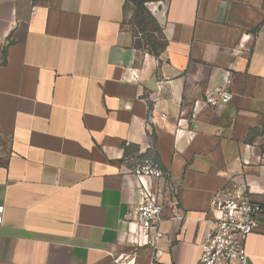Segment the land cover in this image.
I'll use <instances>...</instances> for the list:
<instances>
[{
	"label": "crops",
	"instance_id": "0c3cea01",
	"mask_svg": "<svg viewBox=\"0 0 264 264\" xmlns=\"http://www.w3.org/2000/svg\"><path fill=\"white\" fill-rule=\"evenodd\" d=\"M145 159L184 217L155 248L125 222ZM235 194L264 196V0H0V264H198Z\"/></svg>",
	"mask_w": 264,
	"mask_h": 264
},
{
	"label": "built area",
	"instance_id": "2783aa9c",
	"mask_svg": "<svg viewBox=\"0 0 264 264\" xmlns=\"http://www.w3.org/2000/svg\"><path fill=\"white\" fill-rule=\"evenodd\" d=\"M231 98L232 94L227 90L210 92L205 94L201 101H196L195 107L199 105L216 107L227 103ZM131 173L142 185L143 199L125 222L134 221L139 234L145 239L144 244L155 248L163 237V232L159 228L163 208H169L173 219L181 220L184 217L173 195L163 204L147 188L146 181L159 180L163 177V172L156 162L145 159L137 163ZM212 206L217 212V217L212 230L200 244L198 264H247L244 242L257 226L259 215L264 213V196L261 203H254L247 197L237 194L215 196Z\"/></svg>",
	"mask_w": 264,
	"mask_h": 264
},
{
	"label": "rangeland",
	"instance_id": "374dc122",
	"mask_svg": "<svg viewBox=\"0 0 264 264\" xmlns=\"http://www.w3.org/2000/svg\"><path fill=\"white\" fill-rule=\"evenodd\" d=\"M138 2V1H137ZM139 5V4H138ZM141 9V11H143L142 10V7H139V10ZM143 17H144V19H145V22L150 26V28H155V23H154V20L152 19V18H150L149 16H147V15H145V14H143ZM138 28H140L139 26H138ZM142 29V28H141ZM140 30V29H139ZM142 30H145V29H142ZM144 36H145V38H148L149 40H151V36H154V39H156L157 38V34H150V33H144Z\"/></svg>",
	"mask_w": 264,
	"mask_h": 264
}]
</instances>
